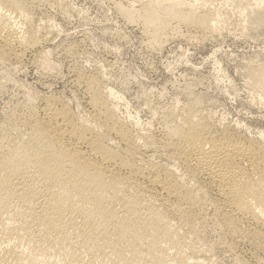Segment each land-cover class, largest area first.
Returning a JSON list of instances; mask_svg holds the SVG:
<instances>
[{
    "label": "bare ground",
    "instance_id": "6f19581e",
    "mask_svg": "<svg viewBox=\"0 0 264 264\" xmlns=\"http://www.w3.org/2000/svg\"><path fill=\"white\" fill-rule=\"evenodd\" d=\"M209 1L148 0L120 12L159 45L180 24L218 31ZM262 5L250 10L256 25ZM30 7L0 0V58L21 62L40 46ZM249 77L264 90L263 68ZM84 90L89 121L50 96L40 117L30 112L0 141V264H205L211 249L191 236L209 209L230 232L245 222V234L264 242V144L194 104L170 112L163 134L141 144L95 78Z\"/></svg>",
    "mask_w": 264,
    "mask_h": 264
},
{
    "label": "rangeland",
    "instance_id": "374dc122",
    "mask_svg": "<svg viewBox=\"0 0 264 264\" xmlns=\"http://www.w3.org/2000/svg\"><path fill=\"white\" fill-rule=\"evenodd\" d=\"M24 1L41 44L21 62L0 58V141L13 125L28 124L34 110L40 117L50 96L89 121L84 82L95 78L141 144L144 134H163L170 112L193 104L217 126L264 144V90L249 77L251 69H264V23L256 25L250 11L259 0H242L247 9L240 0H210L218 31L180 24L159 45L140 19L120 12L148 0ZM154 162L170 166L165 157ZM213 211H205L198 236H191L211 249L205 264H264V242L245 234L248 224L230 232Z\"/></svg>",
    "mask_w": 264,
    "mask_h": 264
}]
</instances>
